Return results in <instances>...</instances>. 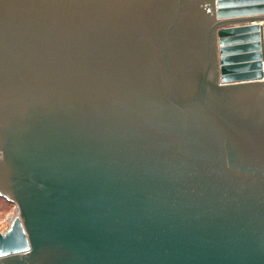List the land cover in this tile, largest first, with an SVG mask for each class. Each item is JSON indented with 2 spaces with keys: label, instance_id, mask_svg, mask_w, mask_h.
Returning a JSON list of instances; mask_svg holds the SVG:
<instances>
[{
  "label": "water",
  "instance_id": "water-1",
  "mask_svg": "<svg viewBox=\"0 0 264 264\" xmlns=\"http://www.w3.org/2000/svg\"><path fill=\"white\" fill-rule=\"evenodd\" d=\"M0 264H264V0H0Z\"/></svg>",
  "mask_w": 264,
  "mask_h": 264
},
{
  "label": "rangeland",
  "instance_id": "rangeland-1",
  "mask_svg": "<svg viewBox=\"0 0 264 264\" xmlns=\"http://www.w3.org/2000/svg\"><path fill=\"white\" fill-rule=\"evenodd\" d=\"M18 214L14 203L0 196V232L7 230L12 219Z\"/></svg>",
  "mask_w": 264,
  "mask_h": 264
}]
</instances>
